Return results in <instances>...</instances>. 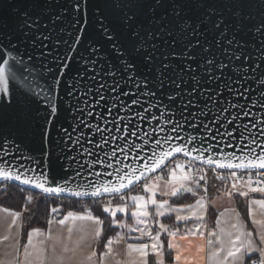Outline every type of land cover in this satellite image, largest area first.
<instances>
[{
	"label": "snow or ice",
	"instance_id": "1",
	"mask_svg": "<svg viewBox=\"0 0 264 264\" xmlns=\"http://www.w3.org/2000/svg\"><path fill=\"white\" fill-rule=\"evenodd\" d=\"M162 6H164L162 0H153L151 3L148 0H125L122 14L113 18L106 10L105 0H96L94 7L93 0H68V7L61 9L60 15L53 18V23H55V21L62 20L66 13L71 17L68 21L71 25L70 30L63 27L60 29V32L65 33L68 39L53 42L56 46L64 48L63 53L54 50L50 53L36 52L35 49L40 47L36 41L41 36L44 40H50V36L41 33L36 36V40L30 42L32 51L25 47L24 54L28 56L29 60H38L41 68L46 69L53 77L52 82L46 88L35 93L44 106L41 117L43 122L36 129L41 138L42 151L43 142L48 140L49 125L54 127V120H59L61 113L70 116L72 121L67 128L63 129L64 135L67 137L63 143L70 151L78 147L81 156L84 154L94 155L89 148L84 147V144L92 143L85 137L83 131L85 128H94L98 133L111 131L107 127L101 128L99 124L94 125L93 119L104 120L105 125L112 123L115 131H123L125 137L137 135L136 131H131L127 127L124 129L116 127L117 123L123 122L125 119V117H119L121 110L130 114L129 119L135 116L140 120H148L151 117V120H156L159 123L161 117H166L164 123L171 125L170 132L176 135H165L163 139H155V146L159 150L152 151L149 156L140 157L143 163L139 167L129 164L124 165L123 168H116V183H113L112 180H100L101 173L95 172L92 174L97 180L89 181L86 189H82L80 185H77V188L81 190H73L69 187L71 181L81 176V170L88 164L87 161L77 163L75 175L64 179L63 183L55 182L54 178L50 179L47 171H42L38 175H28V172H35V169L21 170V166L13 170L3 164H0V179L19 181L21 184L31 185L48 194L69 192L76 197L119 195L120 200L125 202L113 207L109 201L103 205V212L111 214L112 225L128 228L129 231L140 234L135 238L139 242L126 245L128 255L126 264H149L150 257H155L154 264H164L165 240L162 239V235L167 238V249L175 252V255L172 256V264H206L205 244L210 249L207 253V261H210V264H264V218L256 219V213L253 211L254 208L258 209L259 214L264 217V142L251 138L247 145V152H244L242 148L240 155L236 154V146L233 144L225 145V147L233 148L231 152L222 151L218 147L219 141H217V145L207 144L206 147L204 146L207 139L217 140L218 135L221 138L233 137L236 128H233V131H228L224 127L225 123L233 126L235 121L241 119L242 116L249 117L250 113L246 111V108L251 101L252 83H258L261 86L260 100L257 103L261 108H264V51H260L254 58H250L251 53L248 49L250 47L254 49L255 46L244 44L237 40L235 35V33L244 30L245 21L254 19V17L251 14H244L245 3L242 0H237L236 4L228 8L236 21L231 38L224 41L230 46V48L224 49V52L228 53V64L222 61L217 62V57L210 54V44L203 46L199 56L189 55L192 49L201 43L200 40H197L195 44L188 45L183 50L168 52L164 59L172 57L179 61L189 75L184 76L183 71H176L177 80L173 83L175 88L181 89L185 95L181 96V91H175L166 96L167 103H164L158 98L157 93L152 91V86L159 89L162 85L160 83L153 84L147 77L137 74V61L141 57L143 62L152 63V56L157 45L150 42L154 38L171 37L173 34L182 38L181 42L190 36H203L204 33L199 29L202 24L210 23L212 16H216V21L212 24L215 29H220L221 25H224L225 19L221 9L207 6L206 0H179V2L171 3L169 11L176 20V24L169 31L168 25L161 26L166 20L167 14L157 18V9ZM260 7L264 9V0H261ZM201 9L204 10L201 13L202 20L194 21L190 18V14L199 12ZM49 11L50 9L44 8L40 14L35 16L28 12L24 13L23 23L17 29L19 35L22 34L20 44L24 45L27 38L40 26L41 16L48 14ZM5 27L7 26L5 25ZM43 27H47V25H43ZM247 31L259 38L261 47L264 48V11L261 12V21L252 28H248ZM228 32V26L220 31L216 41L217 48ZM8 43L13 49L17 48V45L12 44L10 36ZM80 45L83 47H79ZM104 45H107L118 59L119 68L113 70V65L109 62L108 71L104 73L109 80L92 88L89 85L92 84V81L97 80L99 73L89 77L86 83H82V80L88 72L94 70L98 59L108 61V56L102 51ZM44 56L49 58L43 60ZM10 59L13 61L12 65L9 64ZM0 60H2L0 63V93L4 94L0 97V146H3L2 141L8 140L10 136L20 138L33 131L32 124L36 116L30 107V101L26 103L14 102L9 95L10 75L12 79H15L13 68H16L18 64H23L22 57L18 59L8 53L7 58L0 56ZM197 60L199 61L197 68L203 75L208 76V80H203L201 75L191 74L195 73L197 68H193L188 61ZM162 67L165 70H176L179 65L167 63ZM100 68L103 70V65H100ZM226 69H230L232 76L227 77L216 90L202 87L203 84L220 80ZM22 70L17 69V71ZM156 71L157 79H159L160 69L157 68ZM122 72L126 75H122ZM213 72H217V74L212 75ZM188 80H191L192 83L191 91L181 88V85L188 83ZM113 85L115 86L113 87ZM111 93H115V95H111ZM194 93L197 95L194 96ZM224 93H227V96L220 99ZM93 95L96 97L95 99H93ZM177 97H180L178 102H176ZM188 97H192V99H188ZM241 100L244 102L241 103ZM198 101L204 103L201 105ZM145 104L147 107H143ZM135 106L142 107L143 112L133 111ZM193 108L195 111H191ZM97 109L102 111H97ZM152 109L159 112V116L152 112ZM114 111L119 120H106L105 113L110 116ZM185 113L189 114L185 115ZM186 125L195 132L204 131L209 134L207 137L199 138L200 147L189 148L185 143H170L173 139L184 140V137H181L179 133L185 129ZM251 126L255 128L256 123ZM221 128H224L223 132H220ZM244 128L247 129L248 125H244ZM5 129L8 130V135H5ZM163 131L164 129L161 127L153 129L154 133ZM74 133H78L75 139H73ZM143 135L147 137L149 133L144 132ZM125 137L114 136L112 139ZM239 138L241 142L244 141L243 132L240 133ZM195 141H197V136L193 135L188 138L186 143L190 145ZM108 143L109 140L102 136L101 143H97L95 147L102 150V144ZM13 144L19 148V145L15 144V140H13ZM163 145H168V147L164 148ZM257 147L260 148L259 152L256 150ZM119 150L125 151L124 148ZM128 151H131V147ZM209 152L213 155H205ZM176 154H182L186 158L190 157V160L187 163L178 159L170 160ZM45 155L47 154L45 153ZM116 155L117 152L113 150L111 157ZM66 159L76 162L77 158L69 155ZM197 161L206 165L207 170L204 167H198L195 163ZM92 163L105 164L102 159L94 160ZM117 163H122V161H117ZM105 166L109 169L113 168V164L110 162ZM158 169L160 174L149 179V174L157 172ZM224 169L230 170L227 175L218 171ZM236 170L241 171L238 173ZM209 173L213 180L211 185H209ZM104 175L111 177L113 173L106 172ZM142 180L148 181L142 184L144 194H132V187ZM216 181L223 184L225 190L222 195L224 197L250 199L248 217L251 218L253 227L248 228L246 222L241 219L240 213L236 212L235 217L225 221L224 226H221V221L217 218L216 230L208 232L207 237L205 236L201 222L209 212L210 203L204 194L209 192L210 187L217 192L220 191ZM125 190H128L126 196L124 195ZM201 190L204 194H201ZM158 194L160 197L168 198L190 194L192 197L198 198L195 199L194 204L188 203L177 207L170 203L169 199H158ZM250 194H259V198H251ZM32 199V196L27 197L29 202ZM127 201H130L131 204L129 205ZM2 211L9 213L12 217L11 225H16L21 213L10 211L8 208H3ZM231 211L235 212V209ZM59 212V207L50 208L51 214ZM117 212H130L129 218H134L137 225H145V227H134L115 219ZM173 214H175L173 224L164 223L159 219H168ZM149 220L152 221L155 228L148 227ZM69 221L72 222L70 226ZM77 221L93 222L98 226L94 230V236L101 237L104 220L94 216L90 211L81 214L69 210L59 219H48L47 224L56 223L61 227H67L68 239H71L74 231L82 230L77 227ZM189 222L192 223L191 227L188 226ZM181 224H183V229ZM4 239L8 240L9 237L5 236ZM122 239L124 237L117 233L115 238L107 240L104 244L106 251L99 256L100 264H103L104 259L112 254L113 243ZM195 239L204 243L194 244ZM181 241L186 242V246L181 245ZM21 247L24 249L23 259L17 258L15 264H66L65 254L71 251L62 236L54 237L50 230L40 227H34L27 232L26 243ZM193 249L195 255L185 254L192 253ZM134 254L135 258H133ZM94 257H97L95 250L85 259L93 261Z\"/></svg>",
	"mask_w": 264,
	"mask_h": 264
},
{
	"label": "water",
	"instance_id": "2",
	"mask_svg": "<svg viewBox=\"0 0 264 264\" xmlns=\"http://www.w3.org/2000/svg\"><path fill=\"white\" fill-rule=\"evenodd\" d=\"M149 3L153 2V0H148ZM179 2V0H162L164 6L157 9V18L161 15L167 14L166 20L163 22L161 26L168 25V30H172V26L176 24V20L170 14L171 3ZM245 3V7L243 8V12L245 15L251 14L254 19H250L245 21L244 30L235 33L236 39L243 42L246 45H254L253 48H249L248 51L251 53L250 58H254L258 52L264 51V48L261 47V40L253 35L252 32L247 31L248 28H252L256 24L261 21V12L264 11L260 7L261 0H242ZM96 0H93V7L95 6ZM125 0H105L106 10L110 14L111 17L116 18L119 17L123 12V4ZM237 3V0H206V5L210 7H216L221 9L223 12V16L225 19L224 25H221L220 29H215L212 27V24L216 21V16L211 17L210 23H204L201 25L199 31L203 32V36H190L186 40L182 41V38H178L175 34L173 36H163L154 38L150 43H155L157 45L155 53L152 56V63H145L142 60V57L137 61V74L142 75L148 78L150 82L160 83L162 87L157 89L155 86H152V91L157 93V96L164 103H167L166 96L168 94H172L175 91H181V89H176L173 81L177 80L176 71H183L184 76L189 75L187 70L183 69V64L179 61L174 60L172 57H169L167 60L164 59V56L167 55L170 51L175 50H183L188 45L195 44L197 40H200V44L196 45L195 48L189 53V55H197L199 56L202 53V48L204 45H211L210 54L217 57V62H223L225 64L229 63L228 53L224 52V49L230 48V46L224 43L225 40L231 38L233 34V28L235 26L236 21L232 17L231 13L228 11V8ZM68 7V0H0V56H4L7 58V54L11 53L12 56H16L18 59L22 57L23 64L16 65V68H13L15 72V79L9 78V95H11L14 102L26 103L30 101V107L33 109V113L36 116V119L33 121L32 129L29 134L16 138L11 137L2 141V145L0 146V164H3L5 167H11L15 170L17 167H21V170L26 169H35V172H28V175H38L42 171H47L49 178L53 179L55 182L63 183L64 179L69 177H73L75 175V171L77 169V163H83L87 161L88 164L85 165V168L81 170V176L77 177L74 181H71L68 185L73 190H81L77 188V185H80L82 189H86L89 181L95 182L97 178L92 173L100 172V180H112L113 183H116V168H123L124 165H132L133 167H139L143 161L140 157H145L151 155L152 151H158L156 148L154 140L155 139H163L165 135L175 136V133L170 132L171 125L165 124L164 119L166 117H161L159 123L156 120H151L149 117L148 120H140L138 117L133 116L129 119V113L121 110L119 112V117H125L123 122L117 123L116 127H120L121 129L129 128L131 131H136V136H126L123 131L116 132L112 123H108L105 125L104 120L93 119L92 123L99 124L101 128L107 127L110 132H95V129L85 128L84 134L85 137L92 141L91 144H84V147L89 148L94 155L89 156L87 154L80 155V149L77 147L75 150H69L66 148L63 143L67 137L64 135L63 129L67 128L71 121L70 116H66L64 113L60 114L59 120H54V127L49 125V133L48 140L43 142V151L41 150V138L39 132L36 131L38 125L42 123V115L44 111V106L41 104L39 99L36 97L35 93L39 92L42 88H46L48 84L52 82V74L47 72L46 69H42L40 66V62L38 60H29L28 56L25 55V47L28 48L29 51H32L30 47V42L32 40H36V36L43 33V35L50 36V40H44L43 36L39 40L36 41L37 44L40 45L39 48L35 49L36 52H55L63 53L64 48L56 46L53 42L56 40L63 41L64 39H68L65 33H61L60 29L66 28V30H70L71 25L68 23L71 17L70 14L66 13L62 20L55 21L53 23V18L55 16L60 15L61 9ZM44 8L50 9L48 14L42 15L40 19V26L30 35L27 40L24 42V45L20 44L19 41L22 40V34L19 35L17 29L18 26L23 23L24 13L28 12L30 15L40 14ZM203 9L199 12H195L190 14V18L194 21L202 20ZM70 12V10H69ZM5 25L7 27H5ZM43 25H47V27H43ZM225 26H228L229 32L224 36L223 40L220 42L219 48L216 46L217 38L219 37L220 31L224 29ZM158 31V29H156ZM11 37L12 44L17 45L16 49H13L8 43V37ZM102 43L101 41H98ZM175 42V43H174ZM69 43L71 41L69 40ZM66 47V46H64ZM79 47H83L80 45ZM102 51L108 56V61L97 60V65L94 67L93 71L88 72L87 76H85L82 80V83H86L89 77L96 75L99 73V77L97 80L92 81V84L89 87L95 88L96 85L104 83L108 81L109 78L104 75L105 72L108 71V63L110 62L113 65V70L119 68V61L115 57L114 53L104 45ZM151 51V49H150ZM49 57H42L43 60H47ZM91 59V57H90ZM243 59V58H242ZM197 61H188L192 65L193 68H197ZM2 63V60H0ZM167 63H174L179 65L176 70H165L162 65ZM9 64L12 65L13 61L10 59ZM100 65H103V70H101ZM157 68L160 69L159 79H157ZM17 69H23L22 71H17ZM122 75L123 72L121 73ZM192 75H201L203 80H208L207 75H203L200 70L197 68L195 73H191ZM217 72H213L212 75H216ZM232 76L230 69L224 70L223 75H221V79L210 83L203 84V88H210L216 90L220 84L224 83L226 78ZM115 85H113L114 87ZM235 87V85H233ZM182 89H187V91H191L192 83L191 80H188V83L181 85ZM103 91V89H102ZM261 86L258 83L251 84V101H249L246 111L250 113L249 117H241L235 121V125L229 126L225 123V128L228 131H233V128H236V131L233 133V137H223L221 138L219 135L217 136V140L207 139L205 143V147L207 144L217 145V141H219V148L225 152L233 151V148L225 147L227 144L235 145V152L237 155L241 154V149L243 148L244 152H247V145L251 138H255L257 141L264 142V108H261L257 101L260 100ZM108 95V93H106ZM111 95H115V93H111ZM185 93L181 91V96H184ZM194 96L197 94L194 93ZM4 96L3 93H0V97ZM227 96V93L222 94L220 99H224ZM96 97L93 95V99ZM188 99H192V97H188ZM180 100V97H177L176 102ZM174 102V103H176ZM201 105L204 103L203 101H198ZM241 103L244 101L241 100ZM111 103V102H110ZM143 107H147L145 104ZM97 111H102L97 109ZM133 111H141L143 112V108L139 106H135ZM155 112L157 116H159V112H156L155 109L151 110ZM191 111H195V108L191 109ZM189 113H185L188 115ZM145 115H148L145 113ZM119 117L116 116L115 111L112 115H107L105 113V119L108 121L119 120ZM88 119V118H86ZM260 121V123H257ZM256 123V127L252 128V124ZM244 125H248V128L245 129ZM161 127L164 129L163 132H153L154 128ZM71 131V129H69ZM224 128L220 129V132H223ZM144 132L149 133V136H144ZM215 132V129H213ZM244 134V141L240 140V133ZM5 135H8V130H4ZM78 133L73 134V139L77 137ZM181 137H184V140L173 139L170 141L171 144H180L185 143L187 147H200L199 138L201 136L207 137L209 134L201 131L195 132L192 128L185 126V129L179 133ZM197 136V141L193 142V144H187V140L190 136ZM109 140L108 144H102V150L97 149L95 145L97 143H101V137ZM125 137L123 139H112V137ZM13 140H15V144L19 145L17 148L13 144ZM134 146V147H133ZM255 147V145H252ZM129 147H131V151H128ZM164 148H167L168 145H163ZM124 148L125 151L121 152L119 149ZM115 150L117 155L115 157H111L112 151ZM257 152L260 151V148L257 147ZM45 153L47 155H45ZM107 154V156H106ZM76 157V162H70L66 159L67 156ZM182 155V154H176ZM205 155H213V153H205ZM110 158V159H109ZM97 159L104 160L105 164H93L92 162ZM171 159V158H170ZM117 161H122V163H117ZM50 162V163H49ZM112 163L113 168H106L107 163ZM167 162V161H166ZM198 162V161H197ZM200 163V162H198ZM70 165V166H69ZM89 165H91L89 167ZM206 166V165H204ZM112 172L113 175L111 177L105 176L104 173ZM153 173L149 174L152 175ZM0 181H8L15 185L20 186L21 188L37 191L42 194L40 189H36L31 185L21 184L19 181L15 180H3ZM143 181V180H142ZM128 190H125V192ZM49 195H63L72 198H96L91 196H80L76 197L69 192L58 193V194H49ZM113 194H104L101 197L109 196Z\"/></svg>",
	"mask_w": 264,
	"mask_h": 264
},
{
	"label": "crops",
	"instance_id": "3",
	"mask_svg": "<svg viewBox=\"0 0 264 264\" xmlns=\"http://www.w3.org/2000/svg\"><path fill=\"white\" fill-rule=\"evenodd\" d=\"M145 182H148L147 180ZM142 184L141 183V189L138 192H131L132 194H144L142 192ZM220 191L217 192L213 188H209V192L207 194H204L201 190V194L206 195L207 200L210 203L209 212L206 214L204 221H202V231H204L205 236L207 237V233L215 229V222L217 218L221 221V226H224L225 221H227L229 218H234L236 215V212L240 213L241 219L246 222V226L248 228L253 227L251 225V218L248 217V205L250 203L249 198L245 197H235V198H228L224 197L222 195L224 189L223 184L216 183ZM211 185V184H210ZM230 186V184H229ZM251 198H259V194H250ZM158 199H169L170 203L174 204V206L181 207L184 204L188 203H195V199L198 197H192L190 194L180 196V197H160L159 194L157 195ZM129 205L131 204L130 201H127ZM116 206V205H115ZM113 206V207H115ZM3 208H6L2 205H0V264H15V260L17 258L23 259V252L24 249L21 247L22 244L26 243V234L28 231H30L32 228L25 229L26 219L28 214L24 211H17L21 213V216L17 219L16 225H11L12 217L9 213H5L2 211ZM9 209V208H8ZM232 209H235L234 211H231ZM10 211H16L9 209ZM253 211L256 213L255 218L256 219H262V217L259 214L258 209H253ZM88 211L80 212L81 214H84ZM91 212V211H90ZM93 214V212H91ZM223 213V215H221ZM111 218V226L115 228V231L113 234L108 236V238L105 239L103 242V246L101 249V244L98 245L97 241L100 238H96L94 236V230L98 227L91 221H77L76 225L77 227L81 228L82 230L74 231L71 239H68V233H67V227H61L57 225L56 223H53L52 225H48L46 222V226L42 229L44 230H50L53 236H62L64 238V242L68 244V247L71 249L68 253L65 254L66 258V264H100L99 256L102 252L106 251L104 248V244H106L107 240L109 238H115L117 233H119L121 236L124 237V239L119 240L118 242H114L112 245L113 252L110 256L106 257L104 259L103 264H126V261L128 260V255L126 251V245L128 243H137L135 238L139 237V232H131L128 228H121L116 225H112V219L110 213H108ZM64 215V214H63ZM62 215V216H63ZM96 216L95 214H93ZM174 215L173 214L170 218L161 219L164 223L173 224L174 221ZM62 216H59L55 219H59ZM130 212L129 213H119L117 212L115 219L121 220L127 224H131L134 227H145V225H137L135 223V219H130ZM69 226L72 224L71 221L68 222ZM189 227L192 226V223L189 222ZM149 228H155V225L152 223L151 220L148 222ZM181 227L183 229V224H181ZM8 236L9 239L5 240L4 237ZM162 239L165 240V249H164V264H172V256L175 255L174 251H171L167 249L166 246V240L167 238L162 235ZM181 245L186 246V242L181 241ZM194 244H201L204 243L203 241H200L199 239H195L193 241ZM93 250L97 252V257L93 258V261H87L85 258L87 255H89ZM209 246L205 244V257H206V264H210V261H207V253L209 252ZM186 255H195V250L193 249L192 253H185ZM133 258H135V254L133 255ZM155 257H150L149 264H154Z\"/></svg>",
	"mask_w": 264,
	"mask_h": 264
},
{
	"label": "trees",
	"instance_id": "4",
	"mask_svg": "<svg viewBox=\"0 0 264 264\" xmlns=\"http://www.w3.org/2000/svg\"><path fill=\"white\" fill-rule=\"evenodd\" d=\"M212 182L213 180L211 179L209 185ZM215 183L221 182L216 181ZM28 196L33 197L31 202L27 200ZM0 205L16 211L24 210L28 214L25 229L31 227L44 228L46 226L49 215V203L44 198V194L40 192L24 189L18 185L10 183L9 187L0 193ZM61 212L60 216L65 214V210H61ZM91 212H93V214L100 219L104 220L103 233L97 241L98 245L101 244L102 249L103 242L106 238H108V236L113 234L115 228L111 226L110 215L108 213H104L102 207L94 208Z\"/></svg>",
	"mask_w": 264,
	"mask_h": 264
},
{
	"label": "built area",
	"instance_id": "5",
	"mask_svg": "<svg viewBox=\"0 0 264 264\" xmlns=\"http://www.w3.org/2000/svg\"><path fill=\"white\" fill-rule=\"evenodd\" d=\"M172 159H178L182 160L187 163L189 158L183 157V155H177ZM168 163V162H166ZM198 167H204L205 170H207V166H204L198 162H195ZM171 166V164H169ZM222 172L223 174L227 175L230 170H218ZM238 173L241 170H236ZM157 174H160V170L158 169L157 172L153 173L152 175L149 176V178L155 177ZM212 179L211 173H209V182ZM146 181V180H145ZM143 181H140L136 186L132 187L131 192H138L141 189V183ZM203 183V182H202ZM10 182L8 181H0V193L6 190L9 187ZM128 192H124V195L126 196ZM44 198L47 200L49 203V215L48 219H55L61 215V210H65V214L67 211H76V212H84V211H91L94 208L97 207H102L104 204H107L109 201H111L112 206L123 203L125 201H121L119 198V195L113 194L109 196H104V197H96V198H72V197H67L63 195H49V194H44ZM128 203V202H127ZM51 207H59L60 212L57 214H51L50 213V208Z\"/></svg>",
	"mask_w": 264,
	"mask_h": 264
},
{
	"label": "rangeland",
	"instance_id": "6",
	"mask_svg": "<svg viewBox=\"0 0 264 264\" xmlns=\"http://www.w3.org/2000/svg\"><path fill=\"white\" fill-rule=\"evenodd\" d=\"M153 178V177H152ZM149 179H151V178H149ZM143 183H147V182H145V180H143ZM115 206V205H114Z\"/></svg>",
	"mask_w": 264,
	"mask_h": 264
}]
</instances>
